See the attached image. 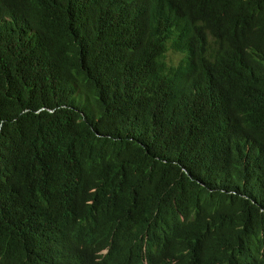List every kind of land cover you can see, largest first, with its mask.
I'll return each mask as SVG.
<instances>
[{
    "label": "trees",
    "instance_id": "trees-1",
    "mask_svg": "<svg viewBox=\"0 0 264 264\" xmlns=\"http://www.w3.org/2000/svg\"><path fill=\"white\" fill-rule=\"evenodd\" d=\"M0 264H264V0H0Z\"/></svg>",
    "mask_w": 264,
    "mask_h": 264
},
{
    "label": "rangeland",
    "instance_id": "rangeland-1",
    "mask_svg": "<svg viewBox=\"0 0 264 264\" xmlns=\"http://www.w3.org/2000/svg\"><path fill=\"white\" fill-rule=\"evenodd\" d=\"M168 63L170 66H175L178 67L181 62L185 59V55H183V53H178L175 50H170V52L168 53Z\"/></svg>",
    "mask_w": 264,
    "mask_h": 264
}]
</instances>
